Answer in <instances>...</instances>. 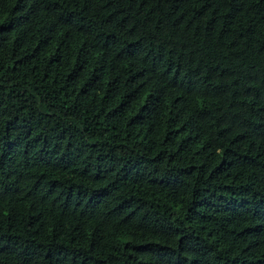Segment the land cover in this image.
<instances>
[{
  "label": "trees",
  "instance_id": "obj_1",
  "mask_svg": "<svg viewBox=\"0 0 264 264\" xmlns=\"http://www.w3.org/2000/svg\"><path fill=\"white\" fill-rule=\"evenodd\" d=\"M0 264H264V0H0Z\"/></svg>",
  "mask_w": 264,
  "mask_h": 264
}]
</instances>
